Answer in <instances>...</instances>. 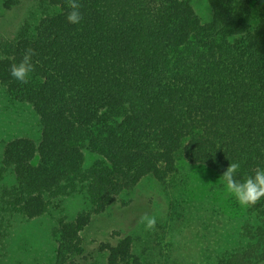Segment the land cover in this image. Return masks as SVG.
<instances>
[{"label":"trees","instance_id":"trees-1","mask_svg":"<svg viewBox=\"0 0 264 264\" xmlns=\"http://www.w3.org/2000/svg\"><path fill=\"white\" fill-rule=\"evenodd\" d=\"M45 1L51 12L32 30L0 40V84L40 125L37 142L4 143L0 240L12 217L82 193L88 208L52 227L51 264H83L80 232L140 178L162 181L179 161L219 178L236 161L238 179L264 167V0H207L206 21L192 0H81L79 24L65 0ZM27 48L35 71L22 84L9 70ZM86 151L96 155L88 164ZM139 202H123L120 218ZM247 210L236 245L212 264H264V198ZM115 234L96 249L106 264H144L135 238Z\"/></svg>","mask_w":264,"mask_h":264},{"label":"rangeland","instance_id":"rangeland-1","mask_svg":"<svg viewBox=\"0 0 264 264\" xmlns=\"http://www.w3.org/2000/svg\"><path fill=\"white\" fill-rule=\"evenodd\" d=\"M192 6L202 21L210 18L207 0H192ZM50 12L45 0H0V40L18 36L23 28L32 30ZM39 136V117L32 106L13 100L0 84V160L6 141L27 137L37 142ZM84 156L86 164L96 157L87 151ZM136 198L140 207L120 218L125 209L122 203ZM58 204V208L35 217L11 218L7 234L0 240V264L52 263V227L57 219L70 220L88 208L82 193L64 196ZM145 213L157 217L154 231L145 232L138 225ZM248 217L247 207L226 192L210 168L179 161L164 180L152 175L140 178L117 195L113 205L93 216L90 226L80 232L88 258L82 263L106 264L105 253L96 249L101 241L117 238L118 232L135 238L133 247L144 264H212L223 249L236 245L237 234Z\"/></svg>","mask_w":264,"mask_h":264},{"label":"clouds","instance_id":"clouds-1","mask_svg":"<svg viewBox=\"0 0 264 264\" xmlns=\"http://www.w3.org/2000/svg\"><path fill=\"white\" fill-rule=\"evenodd\" d=\"M65 2L69 9L66 14V20L70 24H79L84 18L81 11L83 7L81 0H65ZM36 55L35 49H25L19 62L10 66L11 77L22 84L29 83L30 77L35 71L33 57ZM240 167L241 163L239 161L230 163L220 176V179L226 192L241 206H254L264 198V167H256L251 174L245 175L243 179H238L237 174ZM137 223L143 226L145 232H151L155 230L157 217L145 213L139 217Z\"/></svg>","mask_w":264,"mask_h":264}]
</instances>
